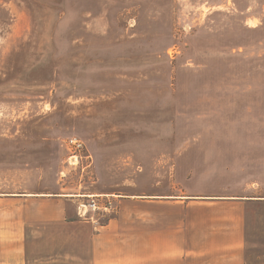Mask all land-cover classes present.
<instances>
[{
    "label": "rangeland",
    "instance_id": "obj_1",
    "mask_svg": "<svg viewBox=\"0 0 264 264\" xmlns=\"http://www.w3.org/2000/svg\"><path fill=\"white\" fill-rule=\"evenodd\" d=\"M57 196L63 222L49 220ZM253 196L264 0H0L1 264H89L111 219H183L186 204L194 219L241 220L247 264H264ZM91 199L110 208L79 215Z\"/></svg>",
    "mask_w": 264,
    "mask_h": 264
},
{
    "label": "crops",
    "instance_id": "obj_2",
    "mask_svg": "<svg viewBox=\"0 0 264 264\" xmlns=\"http://www.w3.org/2000/svg\"><path fill=\"white\" fill-rule=\"evenodd\" d=\"M131 197L127 202L136 203L138 206L144 203L153 210V207L159 205L157 200ZM252 198L261 201L257 203H264V197ZM45 199L53 200L59 207L56 216L49 220L65 221L68 199L60 196ZM190 205L186 204L183 219L160 218L155 212L146 216L141 212L137 214L136 221L122 219L118 230L113 228L116 220L111 219L108 224L92 233L89 264H247L246 240L241 220L194 219L195 210ZM119 213L123 214L122 207ZM39 221L46 219L41 216ZM25 223L32 224V218H28ZM132 223H135V230ZM14 233L16 231L9 230L5 234ZM1 245L0 225V264Z\"/></svg>",
    "mask_w": 264,
    "mask_h": 264
},
{
    "label": "built area",
    "instance_id": "obj_3",
    "mask_svg": "<svg viewBox=\"0 0 264 264\" xmlns=\"http://www.w3.org/2000/svg\"><path fill=\"white\" fill-rule=\"evenodd\" d=\"M67 150L69 152V159L77 158L79 156V152L82 150V143L77 138H70L68 139L67 143ZM110 208V202L107 204H100L99 202L95 201V199L89 200L87 203L80 202L77 205V211L79 215H85L88 212H96L99 210H108Z\"/></svg>",
    "mask_w": 264,
    "mask_h": 264
}]
</instances>
